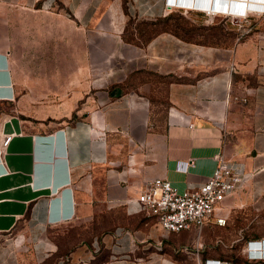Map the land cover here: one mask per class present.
I'll return each mask as SVG.
<instances>
[{"label": "crops", "instance_id": "obj_1", "mask_svg": "<svg viewBox=\"0 0 264 264\" xmlns=\"http://www.w3.org/2000/svg\"><path fill=\"white\" fill-rule=\"evenodd\" d=\"M252 26L238 42L166 0H0V264H199L197 232L164 234L136 199L155 178L200 186L223 156L251 176L227 217L264 200V14ZM20 77L65 80L30 96Z\"/></svg>", "mask_w": 264, "mask_h": 264}, {"label": "built area", "instance_id": "obj_2", "mask_svg": "<svg viewBox=\"0 0 264 264\" xmlns=\"http://www.w3.org/2000/svg\"><path fill=\"white\" fill-rule=\"evenodd\" d=\"M204 1L211 2V0ZM166 5L178 9H201L197 5L185 7L176 0H171V2L166 0ZM205 13L211 15L215 12L212 9H207ZM222 15L235 29L237 41L239 42L252 32V20L263 14L250 12L246 17L230 14ZM189 126L192 127V125ZM99 138L104 140V135L100 133ZM9 140V136L5 137L2 146L6 147ZM191 165L192 161L177 162L176 170L186 172ZM250 178L251 176L242 169L225 161L223 156H217L214 170L200 186L180 190L171 182L161 178L145 182L136 199V212L153 216L157 226L166 235L179 234L194 229L200 238L202 231L208 226L222 228L227 225L228 217L225 213V201L230 196L242 191ZM249 245L248 252L250 256H252L254 249H261L263 253L258 257V260L260 264H264V240L261 242L252 241ZM204 264L233 263L210 259L206 260Z\"/></svg>", "mask_w": 264, "mask_h": 264}, {"label": "rangeland", "instance_id": "obj_3", "mask_svg": "<svg viewBox=\"0 0 264 264\" xmlns=\"http://www.w3.org/2000/svg\"><path fill=\"white\" fill-rule=\"evenodd\" d=\"M30 55L32 56L31 50ZM24 64L30 69L33 68L32 60L26 61ZM18 79L21 92L28 93L30 96L32 95L34 87L40 86V89L47 93L49 90L54 89V85L56 88L59 85H64L65 80V78L49 77H20ZM55 79L60 84H55ZM34 80H37L36 84H34ZM40 80L42 84L38 85V81ZM19 112L30 117L34 116L47 119L54 116L53 110L47 109H27L19 110ZM188 235L193 236L192 233H187ZM187 236L185 237L187 238ZM190 236H188L189 238L187 240L190 239ZM198 239H200V249L204 247L203 253L205 252L206 254V256H200L201 261L199 264H204L207 256L209 258L232 262L233 264H260L258 260L260 255L250 256L248 248L250 247V242H261L264 240V200L257 203H245L242 208L233 210L228 217L225 227L204 229L200 238L196 233L191 247L196 246ZM189 264H198V262H191Z\"/></svg>", "mask_w": 264, "mask_h": 264}, {"label": "clouds", "instance_id": "obj_4", "mask_svg": "<svg viewBox=\"0 0 264 264\" xmlns=\"http://www.w3.org/2000/svg\"><path fill=\"white\" fill-rule=\"evenodd\" d=\"M186 0H181V4ZM207 11V9H203ZM216 13L246 17L250 12L264 14V0H215L214 8Z\"/></svg>", "mask_w": 264, "mask_h": 264}, {"label": "bare ground", "instance_id": "obj_5", "mask_svg": "<svg viewBox=\"0 0 264 264\" xmlns=\"http://www.w3.org/2000/svg\"><path fill=\"white\" fill-rule=\"evenodd\" d=\"M179 4H181V1L180 0H176ZM189 1V0H188ZM187 2V1H186ZM192 4V5H191ZM182 5H184V6H193V5H197V6H199L201 9H213L214 7H213V5H215V2L214 1H212V6L210 7V6H203V5H200L199 3H198V0H193V2L192 3H190V2H188V3H186V4H182ZM260 249V248H259ZM258 248H256V249H254L253 251H252V255L253 256H257V255H262V251H261V249L259 250ZM263 249V248H262Z\"/></svg>", "mask_w": 264, "mask_h": 264}, {"label": "snow or ice", "instance_id": "obj_6", "mask_svg": "<svg viewBox=\"0 0 264 264\" xmlns=\"http://www.w3.org/2000/svg\"><path fill=\"white\" fill-rule=\"evenodd\" d=\"M170 2H171V0H170Z\"/></svg>", "mask_w": 264, "mask_h": 264}, {"label": "trees", "instance_id": "obj_7", "mask_svg": "<svg viewBox=\"0 0 264 264\" xmlns=\"http://www.w3.org/2000/svg\"><path fill=\"white\" fill-rule=\"evenodd\" d=\"M221 260V259H220Z\"/></svg>", "mask_w": 264, "mask_h": 264}]
</instances>
